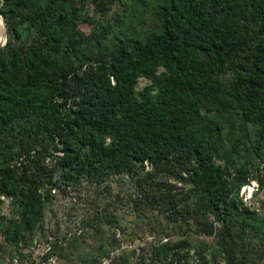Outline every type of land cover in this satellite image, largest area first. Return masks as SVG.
<instances>
[{"label": "trees", "instance_id": "1", "mask_svg": "<svg viewBox=\"0 0 264 264\" xmlns=\"http://www.w3.org/2000/svg\"><path fill=\"white\" fill-rule=\"evenodd\" d=\"M73 5L74 0H0L7 27L0 48L2 187L13 192L23 182L17 164L43 161L61 145L54 164L64 186L105 173L131 175L138 193L150 195L170 224L169 231H156L153 246L142 243L136 230L115 229L108 237L98 232L99 244L84 258L76 255L80 264H102L104 258L107 264L250 262L245 236L259 231L253 222L263 201L258 213L250 211L237 202L236 190L255 170L248 174L222 164L228 158L219 155L222 127L204 113L221 119L236 114L258 126L255 147H263L264 0H162L158 33L123 36L117 45L97 41L95 64L83 71L68 61L80 57L83 42L71 25ZM245 8L257 19V43L238 42L219 21L220 12ZM140 78L149 84L137 92ZM185 148L194 163L185 169L192 172L194 194L222 222L213 234L200 221L195 242L182 226L190 213L185 192L162 190L166 186L156 181L169 174L168 157ZM39 195L30 193L22 202L20 224L11 233L15 245L43 217ZM238 216L239 228L232 230ZM262 225L264 231V219ZM136 239L141 246L131 248ZM78 248L74 241L59 247V255L66 260Z\"/></svg>", "mask_w": 264, "mask_h": 264}, {"label": "rangeland", "instance_id": "2", "mask_svg": "<svg viewBox=\"0 0 264 264\" xmlns=\"http://www.w3.org/2000/svg\"><path fill=\"white\" fill-rule=\"evenodd\" d=\"M148 2L74 0L70 14L75 19L71 25L83 35L80 57L68 60L74 69L81 67L83 71L94 66L97 41L103 45H117L123 36L137 38L150 36L153 32L158 33L162 0ZM0 17V32L3 37L1 48L7 42V27L1 12ZM219 21L238 42L243 38H255L256 43L258 42L260 29L250 9L222 11ZM241 58L240 56L239 59ZM148 84L146 78H140L136 91L141 92ZM67 110L70 108L67 107ZM204 115L214 119L222 127L219 155L220 158H224L225 154L228 157L222 164L233 163L234 170L240 168L242 172L252 174L256 165L264 160V140L261 149L255 147L259 138L258 126L243 122L236 114L222 119L216 113ZM55 149L53 156H48L36 164H17L23 174V182L12 189L13 192L3 188L0 182V264H80L82 259L76 260V255L82 258L91 247L99 244L98 232L108 237L115 229L127 232L136 230L143 238L142 243L153 246L158 239L155 235L158 229L169 231L170 224L166 222L162 208L150 195L141 191L138 193L131 175L105 173L81 179L72 186H64L60 181L63 177L62 170L54 164L56 156L62 154L59 151L61 145ZM145 165L146 169H150L149 163ZM164 167L169 174L166 173L165 177L156 181L164 183L166 187L162 190L171 189L174 194L181 189L185 192L190 213L182 226L192 234L191 240L198 241L196 231L200 221L210 224L213 234L221 230L222 222L206 208L203 199L194 194L196 185L191 179L192 172H185V169L194 167L189 148L169 156ZM33 192L40 194L42 198L43 217L29 233L22 232V238L15 245L11 233L20 224L24 198ZM263 198V208L261 207L258 218L253 222L259 231H247L245 236L247 253L250 256L247 264H264V231L261 227L264 219ZM111 216L117 218L115 223ZM240 220L238 216L231 225L232 230H238ZM180 222L182 221L179 220L176 224ZM8 233L9 241L6 237ZM140 240H134L130 247L139 248ZM74 241H77L79 248L74 252L71 250L69 254L72 255L64 260L59 255V247L64 248ZM213 253L215 251L211 252ZM102 261V264L108 263L105 258ZM192 261L197 262L190 259ZM173 264L179 262L175 261ZM220 264L224 262L221 261Z\"/></svg>", "mask_w": 264, "mask_h": 264}, {"label": "built area", "instance_id": "3", "mask_svg": "<svg viewBox=\"0 0 264 264\" xmlns=\"http://www.w3.org/2000/svg\"><path fill=\"white\" fill-rule=\"evenodd\" d=\"M237 202L243 208L259 212L264 197V162L259 163L254 174L248 176L244 184L236 190Z\"/></svg>", "mask_w": 264, "mask_h": 264}, {"label": "bare ground", "instance_id": "4", "mask_svg": "<svg viewBox=\"0 0 264 264\" xmlns=\"http://www.w3.org/2000/svg\"><path fill=\"white\" fill-rule=\"evenodd\" d=\"M2 24V20H1V17H0V25ZM4 24V23H3ZM4 27V26H3ZM3 30V29H2ZM2 41H3V37H2V35H1V32H0V45H1V43H2Z\"/></svg>", "mask_w": 264, "mask_h": 264}]
</instances>
